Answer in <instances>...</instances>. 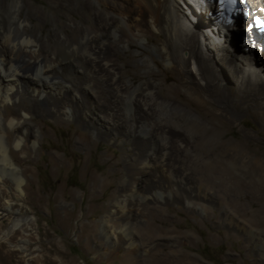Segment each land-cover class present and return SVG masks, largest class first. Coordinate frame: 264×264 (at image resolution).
Wrapping results in <instances>:
<instances>
[{
  "label": "bare ground",
  "instance_id": "bare-ground-1",
  "mask_svg": "<svg viewBox=\"0 0 264 264\" xmlns=\"http://www.w3.org/2000/svg\"><path fill=\"white\" fill-rule=\"evenodd\" d=\"M181 2L184 7L180 6ZM211 2L50 0V5L66 16H77L81 12L85 15L80 23L68 22L69 33L57 30L51 36V43L41 41L30 29L29 19L37 11L22 16L23 0H0V184L4 186L6 180L11 182L12 196L17 202L31 198L32 182H28L27 173L14 156L16 152L25 156L29 149L36 150L38 133L30 124L32 114L52 117L56 122L73 118L84 130L90 129L99 138L118 145L117 134L122 132L127 140H136L143 148L138 145L129 148L137 154L135 159L125 156L130 182L112 194L111 212L100 221V231L106 244L122 246L131 254L144 256L155 244L173 242L162 238L161 228L157 232L151 228L147 234L138 232L135 227L146 216V209L163 210L157 199L159 195L167 197L161 203L171 202L187 208L195 205L196 210L199 207L192 200L210 199L201 185L189 181L182 159L194 157L195 147L211 146L217 141L227 145V151L219 155L227 158L231 168L242 170L241 174L246 177L259 179L258 185L251 182L245 187L246 191L256 194L258 209L254 214L261 217L255 220L258 225L247 228L238 222L232 223L230 211L218 201L219 208L223 209V223L243 232L264 258V226L260 227L264 224L262 151L256 148L257 141L250 133L244 134L238 142L223 136L224 132H232L234 122L244 120L245 116L264 126V41L245 32L248 23L237 19L238 12L236 17L226 19L215 9L206 8L202 12L204 16L200 17L201 8L211 7ZM248 2L245 4L251 13L264 21V9L255 8L254 0ZM263 3L264 0L259 5ZM197 25L206 32V40L213 41L208 42L207 49L218 53L216 59L204 51L207 43L203 45L199 32L193 30ZM237 26L243 27L237 30ZM158 37L160 44L151 45ZM231 45L243 50L238 62L227 54ZM131 46L155 54L159 59L154 62L150 55L144 54L137 60L143 66L145 78L138 85L134 83L136 76L123 80L121 75L128 64L120 62L119 55ZM154 63L157 67L164 66L160 83L152 78ZM191 63L195 68L194 77ZM51 79L59 81L54 84ZM180 89L185 90V96L179 93ZM83 93L90 95L92 101L86 102ZM89 114L92 123H84ZM104 130H108L107 133ZM147 175L151 183L143 189L138 183ZM234 177L227 168V178ZM225 182L222 179L219 186L224 188ZM4 211L17 214L9 202ZM24 216L14 220L5 237L10 238L9 234L23 224L29 225L31 219ZM117 216L119 224L114 223ZM142 239H146V244ZM27 241L22 239L24 245ZM24 245L13 248L28 257L30 254ZM43 248L40 258L30 259L32 264H54L50 256L57 253L56 249L44 245ZM110 255L111 252L107 256L108 264H117ZM130 260L133 262L132 258ZM64 263L59 260V264ZM189 264L194 263L190 260Z\"/></svg>",
  "mask_w": 264,
  "mask_h": 264
},
{
  "label": "rangeland",
  "instance_id": "rangeland-1",
  "mask_svg": "<svg viewBox=\"0 0 264 264\" xmlns=\"http://www.w3.org/2000/svg\"><path fill=\"white\" fill-rule=\"evenodd\" d=\"M244 1L248 2V0ZM261 1L254 0L255 8L258 7L259 11L264 9V3L259 5ZM23 2L25 6L21 10L22 16L27 12H38L29 19L30 29L44 42L48 40L52 43L51 36L57 33V30L65 34L69 33L70 30L66 27L68 22L80 23L81 18L85 16L83 12L77 16L71 14L66 16L50 5V0H23ZM182 2L180 6L184 7ZM205 9L206 7L201 8L200 17L204 16L202 12ZM198 27L199 25L193 30L199 32L198 38L204 41L203 45L207 43L203 48L204 51L209 52L216 59L218 53L207 49L210 47L208 42L213 43V41L206 40V32L201 26ZM242 27L237 26L236 29ZM160 40L161 38L158 37L150 44L159 45ZM240 41L241 39L238 43ZM226 49L228 50L227 47ZM144 54L150 55L154 62L159 61L155 54L152 55L136 46H131L129 50L119 55V61L128 64L126 72L121 74L123 80H130L136 76L135 85L144 81L143 66L137 62ZM227 54L229 58L238 62L244 53L240 46L231 45ZM160 65L157 67L154 63L152 66L154 74L152 78L158 83L164 71V66ZM190 69L194 77L195 68L192 63ZM228 75L227 81L229 79V85L233 87L234 83ZM58 81L51 79L54 84ZM179 93L182 96L186 95L184 89H180ZM82 96L86 102L92 101L87 93H83ZM31 116L33 120L30 124L38 133L36 150L29 149V154L25 156L16 152L14 156L20 161L18 164L21 169L27 173L25 176L28 182H32L30 184L32 192L29 194L31 198L29 201L23 199L17 202L12 196L11 182L6 180L4 186L0 184V264H32L31 258H40L43 255V245L49 249H56L57 253L50 256L54 264H59L60 259L65 262L64 264H108L110 260L107 256L110 252L109 258L116 259L117 264H165L164 262L176 264V260L180 264H189L190 260L194 264H264V258L258 254L249 238L240 230L227 226L222 220L223 209L219 208L218 201L222 203L224 209L231 212L229 214L232 223L238 222L249 228L257 226L258 222L255 220L261 219L258 214L255 215L258 209L256 194L245 190L251 182L258 185L259 179L246 177L241 174L242 170H234L229 166L227 158L223 159L219 155L222 151H227L226 144L217 141H213L211 146L201 144L195 147L194 157L185 156V159H182L189 181L201 185L211 197L209 200H192L199 207V210H196L195 205L187 208L171 202L161 203L167 197L166 194L159 195L157 199L163 210L146 209V216L137 222L135 227L138 232L141 230L145 233L151 228L155 232L161 228L164 231L162 238L173 242L155 244L147 251L148 255L141 256L127 252L122 246L113 247L106 244L101 235L100 221L111 212L112 194L130 182L125 156L129 155L133 158L137 157V154L129 148L135 145L143 148L142 145L136 140H127L122 132L117 134L119 145L110 143L105 138H99L92 130H84V127L77 124L73 118L69 121L63 119L56 122L54 118L38 113ZM91 120L92 115L89 114L84 123H92ZM234 125L232 132H224L225 139L238 142L244 134L250 133L255 137L258 144L256 148L262 151L264 159V126L248 116H245L244 120L238 119ZM105 131L108 130H104V133H107ZM227 168L231 169L236 177L227 178ZM214 173H218V176H209ZM222 179L227 182L224 188L219 186ZM150 180V176L147 175L138 184H142V188L147 189ZM8 202L12 204L13 211L17 212L16 215L4 211ZM201 207H205L206 211ZM22 216L31 219L29 225L23 224L14 233L9 234L10 238L5 237L14 220L17 217L21 219ZM114 223H120L118 216L114 218ZM263 226L264 224L260 227ZM153 237H156V234ZM22 239L28 240L27 244L24 245ZM153 239L147 240L153 241ZM145 240H141L143 244H146ZM14 245H24L30 255L24 257L23 254L14 251ZM160 258L165 260L161 261Z\"/></svg>",
  "mask_w": 264,
  "mask_h": 264
},
{
  "label": "snow or ice",
  "instance_id": "snow-or-ice-1",
  "mask_svg": "<svg viewBox=\"0 0 264 264\" xmlns=\"http://www.w3.org/2000/svg\"><path fill=\"white\" fill-rule=\"evenodd\" d=\"M221 2H223V0H221ZM230 2L234 3V2H235V0H230Z\"/></svg>",
  "mask_w": 264,
  "mask_h": 264
}]
</instances>
